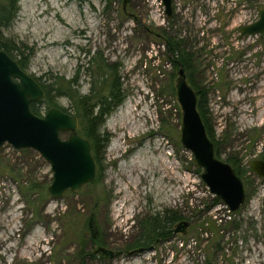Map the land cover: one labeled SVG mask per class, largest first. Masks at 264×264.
Returning a JSON list of instances; mask_svg holds the SVG:
<instances>
[{
	"label": "rangeland",
	"instance_id": "rangeland-1",
	"mask_svg": "<svg viewBox=\"0 0 264 264\" xmlns=\"http://www.w3.org/2000/svg\"><path fill=\"white\" fill-rule=\"evenodd\" d=\"M173 4L175 25L159 0L19 1L4 36L27 47V74L64 81L74 96L107 94L118 79L124 101L106 118L109 144L95 162V180L77 193L51 198L53 172L37 151L0 149V264H264V179L251 167L264 161V36L239 39V28L258 20L264 0ZM163 32L186 40L196 54L193 78L206 92L221 161L237 159L245 186L246 202L235 214L215 204L203 170L181 144L178 71L167 59ZM54 103L76 115L70 99ZM38 106L43 117L49 108ZM133 110L144 117L132 138L121 121ZM172 214L182 220L169 236L132 247L146 219ZM182 222L188 228L175 233ZM83 244L85 254L105 249L112 256L82 259Z\"/></svg>",
	"mask_w": 264,
	"mask_h": 264
},
{
	"label": "water",
	"instance_id": "water-1",
	"mask_svg": "<svg viewBox=\"0 0 264 264\" xmlns=\"http://www.w3.org/2000/svg\"><path fill=\"white\" fill-rule=\"evenodd\" d=\"M131 0H124L127 5ZM169 20L175 14L174 0H160ZM241 37L264 36V9L256 22L241 28ZM46 93L8 53L0 51V149L8 144L16 150L37 151L51 166L52 183L47 194L61 198L68 190L79 192L96 178V163L91 142L79 133L76 115L57 107L43 117L31 105L44 100ZM177 97L182 110L181 144L191 152L195 165L203 170L202 179L210 194L217 197L230 213H237L246 202L245 186L234 168L216 157L214 143L207 135L198 111L196 91L189 84L182 67L178 71ZM67 134V139L62 135ZM252 171L264 179V161L254 160ZM182 222L175 233L184 232ZM108 256L112 253L102 249Z\"/></svg>",
	"mask_w": 264,
	"mask_h": 264
},
{
	"label": "trees",
	"instance_id": "trees-1",
	"mask_svg": "<svg viewBox=\"0 0 264 264\" xmlns=\"http://www.w3.org/2000/svg\"><path fill=\"white\" fill-rule=\"evenodd\" d=\"M19 1L20 0H0V51L8 53L18 62L22 69H25L31 56L29 53L27 55L24 50V48L27 49V47L23 46V44H21V46H16L12 40L6 39L4 36V31L9 29L16 19L19 10ZM107 1L110 3L116 0ZM176 20L177 15L174 14L173 19H168V22L175 25ZM162 39L163 44L166 47L167 59L171 63L173 69L179 71L180 67H182L186 73L189 84L196 91L198 97V111L205 125L207 135L214 143L216 157L221 160L218 150V142L215 140L214 127L210 123V111L206 92L198 88L193 78L196 54L190 49L186 40L173 35L171 32H163ZM36 80L44 89L46 96L44 100L31 105L32 111L36 115L41 116V107L38 106V104H44L51 109L52 107H56L54 100L58 98H68L73 101L76 115L80 120L81 133L84 138L91 142L92 155L95 162L99 163L109 144L108 135L102 132L106 118L124 101L122 85L118 82V79L111 81L107 89V94L101 92L95 96H80L79 94L75 96L71 95L69 92L70 87L64 86V81L63 84L60 85L57 79L54 81H42V78ZM72 83H74V81L68 82V85L72 86ZM62 110L69 113L68 110ZM224 162L230 164L234 168L236 174L240 177L239 163L237 159L228 158ZM215 204L223 205L217 197H215ZM180 220H182V217H178L176 214H172L170 217L165 215L163 217L155 216L146 219L142 228L143 232L137 239L136 244L132 247L138 249L150 247L157 239L169 236L172 233V224ZM87 229L90 234L91 242L98 247L102 241H100V238L96 235L94 223L91 218L88 220ZM103 253H100L99 250H95L93 253L85 254L83 244L79 257L84 259L85 255L96 257L97 254H100L101 257L104 258L106 254L104 253V255Z\"/></svg>",
	"mask_w": 264,
	"mask_h": 264
},
{
	"label": "bare ground",
	"instance_id": "bare-ground-1",
	"mask_svg": "<svg viewBox=\"0 0 264 264\" xmlns=\"http://www.w3.org/2000/svg\"><path fill=\"white\" fill-rule=\"evenodd\" d=\"M146 116V113H145ZM144 117V113L143 115L139 114L138 112L136 113V111H130L128 114L125 115V117L122 119L121 123V127H123V129H125L127 132H129L131 134V137L133 138V133L134 130L136 128V125L138 124V122L141 120V118ZM159 163H162V159L159 161ZM135 175V173H134ZM133 183H135V180H132ZM126 199H129V196H126Z\"/></svg>",
	"mask_w": 264,
	"mask_h": 264
},
{
	"label": "flooded vegetation",
	"instance_id": "flooded-vegetation-1",
	"mask_svg": "<svg viewBox=\"0 0 264 264\" xmlns=\"http://www.w3.org/2000/svg\"><path fill=\"white\" fill-rule=\"evenodd\" d=\"M245 26H246V25H245ZM243 27H244V26H243ZM241 28H242V27L239 28V33H240V34H241ZM245 37H246V36L241 37V35H240L239 39H240V40H243V39H245Z\"/></svg>",
	"mask_w": 264,
	"mask_h": 264
},
{
	"label": "built area",
	"instance_id": "built-area-1",
	"mask_svg": "<svg viewBox=\"0 0 264 264\" xmlns=\"http://www.w3.org/2000/svg\"><path fill=\"white\" fill-rule=\"evenodd\" d=\"M160 1V0H159ZM162 5V4H161Z\"/></svg>",
	"mask_w": 264,
	"mask_h": 264
}]
</instances>
